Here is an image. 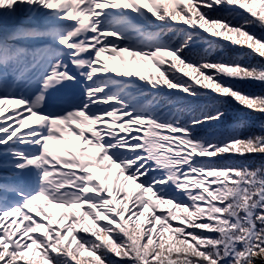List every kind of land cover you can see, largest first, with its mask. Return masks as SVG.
Wrapping results in <instances>:
<instances>
[{"label":"snow or ice","instance_id":"snow-or-ice-1","mask_svg":"<svg viewBox=\"0 0 264 264\" xmlns=\"http://www.w3.org/2000/svg\"><path fill=\"white\" fill-rule=\"evenodd\" d=\"M228 101L264 115V0H0V264H264V166L239 163L264 122L222 129Z\"/></svg>","mask_w":264,"mask_h":264},{"label":"trees","instance_id":"trees-1","mask_svg":"<svg viewBox=\"0 0 264 264\" xmlns=\"http://www.w3.org/2000/svg\"><path fill=\"white\" fill-rule=\"evenodd\" d=\"M257 31H259V29H257ZM202 44L205 48L208 47L206 43L202 42ZM213 47L218 49V51L213 56V58H215L216 55H222L226 59L244 57L245 59L242 62H246V63L259 62V58L252 57L246 49H235L232 48L231 46H225L223 44L213 45ZM261 87L262 86L255 85L253 86V90H260ZM142 98L149 99V102H152L153 100L152 95H150L149 93H145L142 96ZM209 102H215V101L212 100L201 101V103H209ZM221 106L227 112V116L225 117L224 123L223 125H221L222 129H227L233 126H239L241 129H246L254 124L258 126L260 122H264V115L250 113L247 110L242 109L236 104L232 103L231 101H228L222 104ZM239 163H247L252 168L261 167L264 166V155L251 156L248 157L246 160L239 161ZM106 164L107 162H101V165H103V167H106ZM36 257L38 259L39 255L36 254Z\"/></svg>","mask_w":264,"mask_h":264},{"label":"bare ground","instance_id":"bare-ground-1","mask_svg":"<svg viewBox=\"0 0 264 264\" xmlns=\"http://www.w3.org/2000/svg\"><path fill=\"white\" fill-rule=\"evenodd\" d=\"M134 23L136 24V26L138 28H140L142 31L144 32H153L151 31L149 28H144L143 22L142 21H134ZM124 57V61L126 63V66L128 68H130L133 71L139 70L140 72H142L144 75H149L151 74H155L156 70L155 68L152 66V61L148 60V59H144L141 60L139 57L133 59L132 57L128 56L127 54H122ZM105 62H107L109 64V66H113L114 64L116 66H120V58L117 57L116 60L114 61H108L107 57L104 58ZM123 70V68H122ZM15 85L12 89H10V91H15ZM19 91L23 92L25 95L30 94V88L25 85L23 82H20L19 84ZM19 105H16L14 102L12 101H6L3 105V108L5 109V111L7 112L8 110H13V109H17L19 108ZM55 110V109H52ZM94 172H96V174L100 177L103 178L105 176L108 177L107 179V183L108 185H113L116 182V176H117V172L115 170V168H113L111 171H101L99 169H94ZM121 182L124 183V186L126 188L127 191H129V193L133 194L135 193L136 189L135 186L132 184V182H124L123 178H120ZM90 224V222H89Z\"/></svg>","mask_w":264,"mask_h":264},{"label":"rangeland","instance_id":"rangeland-1","mask_svg":"<svg viewBox=\"0 0 264 264\" xmlns=\"http://www.w3.org/2000/svg\"><path fill=\"white\" fill-rule=\"evenodd\" d=\"M143 25H144V28H146V29L149 28V26H148V24L146 22H143ZM149 29L151 31H153V32L161 33L164 36L165 39H167V35L169 34L168 33V29L166 27L163 28V29H161V28H155L154 26H151V28H149ZM105 58H106V56H105ZM145 76H148V75H145ZM147 91L148 90H146L145 92H147ZM138 99L142 103H150L149 102V99H143L142 96H138ZM78 144H79L78 141H72V140H70L67 143V145H51L50 144V147H53V148H55L57 150H61V149L65 148V147L72 148L74 145H78ZM99 170H101V171H108L106 167H103V165H101V169H99ZM115 170H116V172H118V169L115 168ZM121 178H123V177H121ZM109 186H111V185H109ZM48 210L52 213L54 220L59 219V217L66 211L65 209L57 208L54 205L49 206V209ZM67 211H69V210H67ZM89 222H87V223H89ZM37 255H39V254L37 253Z\"/></svg>","mask_w":264,"mask_h":264}]
</instances>
